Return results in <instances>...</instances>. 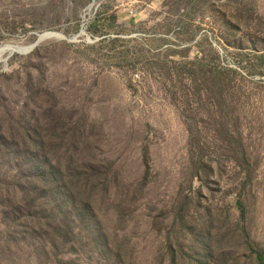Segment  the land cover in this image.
<instances>
[{
    "label": "rangeland",
    "instance_id": "obj_1",
    "mask_svg": "<svg viewBox=\"0 0 264 264\" xmlns=\"http://www.w3.org/2000/svg\"><path fill=\"white\" fill-rule=\"evenodd\" d=\"M51 31L0 60V264H264V0H0Z\"/></svg>",
    "mask_w": 264,
    "mask_h": 264
},
{
    "label": "bare ground",
    "instance_id": "obj_2",
    "mask_svg": "<svg viewBox=\"0 0 264 264\" xmlns=\"http://www.w3.org/2000/svg\"><path fill=\"white\" fill-rule=\"evenodd\" d=\"M84 30V29H83ZM84 33H85V30H84ZM62 33L60 32H55V31H51L49 33H44L42 35H39V37H50V38H57V37H62ZM33 47V45L31 46H18V45H5V46H2L0 47V60L2 58V56L4 54H10L12 55L13 53H22V52H25V51H29L31 48Z\"/></svg>",
    "mask_w": 264,
    "mask_h": 264
},
{
    "label": "water",
    "instance_id": "obj_3",
    "mask_svg": "<svg viewBox=\"0 0 264 264\" xmlns=\"http://www.w3.org/2000/svg\"><path fill=\"white\" fill-rule=\"evenodd\" d=\"M85 30V23L83 24V28H82V30H81V32H80V34H83L84 33V30ZM61 37V36H60ZM60 37H57V38H60ZM77 37H78V35H76L74 38H72L73 40L74 39H77ZM48 38H50V37H47V36H45V37H38V39H37V41H36V43L35 44H33V47L29 50V51H25V52H22V53H20V54H27V53H29L30 51H32L34 48H36L42 41H44V40H46V39H48Z\"/></svg>",
    "mask_w": 264,
    "mask_h": 264
}]
</instances>
